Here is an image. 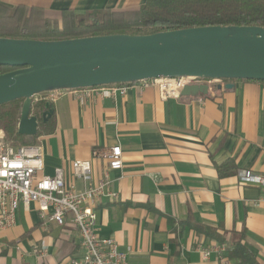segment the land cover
Returning <instances> with one entry per match:
<instances>
[{
	"label": "crops",
	"instance_id": "0c3cea01",
	"mask_svg": "<svg viewBox=\"0 0 264 264\" xmlns=\"http://www.w3.org/2000/svg\"><path fill=\"white\" fill-rule=\"evenodd\" d=\"M143 2L0 0L39 7L50 18L66 9L133 10ZM232 82L202 98L162 99L155 87L86 100L65 93L51 103L52 120L36 139L43 157L37 176L61 167L65 180L82 189L71 163L89 161L95 184L107 160L92 150L119 145L123 166L108 173L117 198L101 197L96 226L130 264H239L230 256L238 231L264 264V186L241 180L243 171L264 176V82ZM36 208L21 202L14 225L0 230V264H70L81 255L76 228L42 221ZM199 245L223 246L222 258H202Z\"/></svg>",
	"mask_w": 264,
	"mask_h": 264
},
{
	"label": "water",
	"instance_id": "95a60500",
	"mask_svg": "<svg viewBox=\"0 0 264 264\" xmlns=\"http://www.w3.org/2000/svg\"><path fill=\"white\" fill-rule=\"evenodd\" d=\"M0 66L17 68L0 74V105L23 98L17 132L33 136L38 119L30 106L46 92L158 77L225 79L224 89L233 87L232 80L264 81V27L217 25L64 40L0 37ZM206 94L205 84L181 91ZM51 113L45 111L43 121Z\"/></svg>",
	"mask_w": 264,
	"mask_h": 264
},
{
	"label": "built area",
	"instance_id": "2783aa9c",
	"mask_svg": "<svg viewBox=\"0 0 264 264\" xmlns=\"http://www.w3.org/2000/svg\"><path fill=\"white\" fill-rule=\"evenodd\" d=\"M233 81V80H232ZM231 81V82H232ZM225 79L202 78L194 76L158 77L136 82L108 84L94 87L73 88L38 94L33 101L53 103L59 96L69 93L73 97L86 100L92 96L114 98L124 94L126 89L139 90L155 87L162 99L181 95L188 85L205 84L210 89L222 90ZM221 88L218 89L217 86ZM207 95V94H206ZM205 95L194 97L202 98ZM92 157L107 160V166L99 180L91 182L89 161H73L72 175L83 181L82 189L65 180L61 167H56L52 175L37 176L42 170L43 157L38 146H15L6 141L4 131L0 129V230L14 225L19 204L30 202L36 205L37 214L42 221H50L58 226L71 223L77 230L82 253L70 259V264H130L126 254L118 250L112 238H101L97 234L95 208L101 197L116 199L117 193L111 190L112 180L109 171L120 170L123 166L122 150L119 145L107 149H93ZM241 180L264 186V176L243 171ZM202 258L207 259L212 253L222 258L224 247L198 246Z\"/></svg>",
	"mask_w": 264,
	"mask_h": 264
},
{
	"label": "trees",
	"instance_id": "16d2710c",
	"mask_svg": "<svg viewBox=\"0 0 264 264\" xmlns=\"http://www.w3.org/2000/svg\"><path fill=\"white\" fill-rule=\"evenodd\" d=\"M217 25L264 27V0H144L133 10L98 9L75 14L66 9L57 18L47 17L39 7L0 4V37L8 38L64 40L119 33L146 35ZM14 69L17 68L0 66V74ZM23 100L0 105V128L10 144L35 146L41 127L52 120L51 113L43 121V113L51 109V103L45 107L44 101L32 102L30 114L37 117L38 128L35 135L27 136L17 132ZM52 126L46 130L51 131ZM230 256L239 264H259L244 245V231L235 232Z\"/></svg>",
	"mask_w": 264,
	"mask_h": 264
},
{
	"label": "rangeland",
	"instance_id": "374dc122",
	"mask_svg": "<svg viewBox=\"0 0 264 264\" xmlns=\"http://www.w3.org/2000/svg\"><path fill=\"white\" fill-rule=\"evenodd\" d=\"M1 129V128H0ZM5 134V133H4Z\"/></svg>",
	"mask_w": 264,
	"mask_h": 264
}]
</instances>
